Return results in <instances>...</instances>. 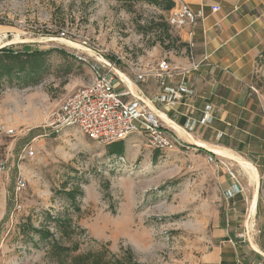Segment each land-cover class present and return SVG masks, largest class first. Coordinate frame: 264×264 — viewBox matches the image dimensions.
I'll use <instances>...</instances> for the list:
<instances>
[{
    "label": "rangeland",
    "instance_id": "rangeland-1",
    "mask_svg": "<svg viewBox=\"0 0 264 264\" xmlns=\"http://www.w3.org/2000/svg\"><path fill=\"white\" fill-rule=\"evenodd\" d=\"M167 17L163 5L130 8L116 0H0V50L45 53L39 69L27 64L18 76L0 78V126L15 130L13 137L0 135V161L9 167L0 173V264H66L47 256L37 234L22 232L30 221L59 238L47 214L68 215L82 229L64 241L78 243L80 254L106 250L113 259L131 248L140 264H199L222 229L244 245L264 244V158L254 157L258 153L240 157L221 149L215 154L225 166H217L197 144L157 155L143 136L133 135L119 157L80 129L54 135L44 128L53 110L93 80L75 56L85 38L133 62H175L180 43L156 26ZM62 30L75 35L74 45L56 40ZM254 83L264 96L263 72ZM29 147L35 156L26 155ZM19 175L28 182L21 212L14 201ZM69 191H77L79 212Z\"/></svg>",
    "mask_w": 264,
    "mask_h": 264
},
{
    "label": "built area",
    "instance_id": "built-area-1",
    "mask_svg": "<svg viewBox=\"0 0 264 264\" xmlns=\"http://www.w3.org/2000/svg\"><path fill=\"white\" fill-rule=\"evenodd\" d=\"M170 1L173 8L168 13V22L178 34H186L192 55L195 28L205 20V14L202 10H192L184 0ZM211 10L216 13L220 7L213 6ZM72 36L75 35L70 36L67 30H62L56 40L74 45L76 40ZM79 47L82 54L75 56L90 68L93 80L91 84L73 92L48 115L44 128L51 134L60 135L64 130L80 129L88 139L107 146L125 141L133 135H141L149 148L164 153L189 148L187 144H193L190 139L194 133L213 122L212 105H206L199 111V118L188 117L183 125L167 114L178 105L197 109L198 97L192 78L200 71L207 57L189 66L174 64L167 59L138 63L100 49L86 38ZM150 85H153L152 92L145 91L144 88ZM0 135L13 137L15 130L1 125ZM206 151L209 152L208 163L225 166L224 162L217 159L218 155ZM25 152L29 157L35 156L31 147ZM8 171V162L0 161V173ZM229 174L236 180L233 172ZM27 186V180L19 175L14 187L18 212L23 209L19 198ZM234 188L238 189L237 185ZM235 195L231 194L230 198Z\"/></svg>",
    "mask_w": 264,
    "mask_h": 264
},
{
    "label": "crops",
    "instance_id": "crops-1",
    "mask_svg": "<svg viewBox=\"0 0 264 264\" xmlns=\"http://www.w3.org/2000/svg\"><path fill=\"white\" fill-rule=\"evenodd\" d=\"M184 2L194 11L202 10L206 18L195 28L192 55L187 46L172 63L189 66L208 59L192 78L197 109L178 105L167 112L168 116L183 125L188 117L199 118V111L212 105L213 122L200 127L193 140L218 148L221 153L225 150L240 157L258 153L254 157L264 158V96L254 83L257 74L264 73L258 62L264 55V0ZM213 6L220 7V11L213 13ZM179 35L187 43L186 34ZM144 89L152 92L153 85ZM215 236L216 244L204 253L199 264H264V244L244 245L232 230L226 229L216 231Z\"/></svg>",
    "mask_w": 264,
    "mask_h": 264
},
{
    "label": "trees",
    "instance_id": "trees-1",
    "mask_svg": "<svg viewBox=\"0 0 264 264\" xmlns=\"http://www.w3.org/2000/svg\"><path fill=\"white\" fill-rule=\"evenodd\" d=\"M117 2L123 4L124 6L132 8L135 4L145 3L147 5H151L154 7L164 6V10L169 13L173 8V4L170 0H116ZM158 28H163L167 34L169 32L174 33L173 43H180L181 49L187 48V43L183 42L180 35L174 30V28L168 22V17L166 22L158 23L156 25ZM170 33V34H171ZM171 39L172 36L168 35ZM45 53L42 52H33V53H16L11 50L1 49L0 50V78L3 76L11 77L12 75H19L22 72H25L26 65H31L33 70H37L40 68V64L42 58ZM27 58L30 57V61H21L22 57ZM264 58V55L263 57ZM19 61V64L15 65V62ZM25 62V63H22ZM260 63L264 64L263 59H259ZM36 68V69H35ZM202 150V149H201ZM203 151V150H202ZM107 152L111 156H119L123 157L125 155V142H116L111 145H108ZM207 152V151H204ZM158 155V152H157ZM156 155V156H157ZM155 156L154 160H157ZM68 198L71 200L76 211H80V207L78 206V194L77 191H69L67 193ZM47 218L49 221L55 224L56 230L60 235L59 238L56 237L55 233L51 231L49 227L45 228H36L30 221L23 225L22 232L23 234H37L41 241L42 245H48L49 249L47 251V256L51 258L58 259L59 262L66 264H140L136 261L134 252L131 248L122 249V256L119 257L117 255H112L113 259H108L110 255L106 250L98 251V252H87L84 254H80V246L78 243H75L73 246L66 245L64 243L65 240H72L74 236L78 234V232L82 229L78 227L74 220L68 216H59L54 217L50 214H47ZM2 223L0 224V228Z\"/></svg>",
    "mask_w": 264,
    "mask_h": 264
},
{
    "label": "bare ground",
    "instance_id": "bare-ground-1",
    "mask_svg": "<svg viewBox=\"0 0 264 264\" xmlns=\"http://www.w3.org/2000/svg\"><path fill=\"white\" fill-rule=\"evenodd\" d=\"M190 141H191V143H193V144H197V145H199V146L202 147V148H207V150L210 149L211 152H213L214 154H215V153H217V154H220V153H221V152L218 150V148H211V147H209L207 144H205V143H203V142L194 141V140H193V137H191ZM217 154H216V155H217ZM218 156H220V155H218ZM248 166H249V165H248ZM246 168L252 170L255 174H257V173L255 172L254 169H252V168H250V167H246ZM252 174H253V173H252ZM255 212H256V204H254V205L252 206V210H251L252 215H254ZM255 249H256V251L259 252V249H258V248H255Z\"/></svg>",
    "mask_w": 264,
    "mask_h": 264
}]
</instances>
